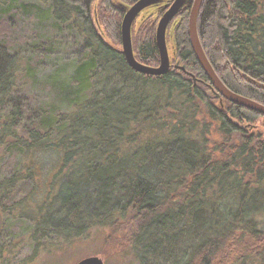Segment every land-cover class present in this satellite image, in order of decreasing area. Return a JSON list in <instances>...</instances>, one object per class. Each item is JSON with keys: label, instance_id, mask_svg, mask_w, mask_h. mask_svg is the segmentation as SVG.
Masks as SVG:
<instances>
[{"label": "trees", "instance_id": "obj_1", "mask_svg": "<svg viewBox=\"0 0 264 264\" xmlns=\"http://www.w3.org/2000/svg\"><path fill=\"white\" fill-rule=\"evenodd\" d=\"M45 1L0 0L3 213L14 219L49 163L47 194L26 212L38 249L105 227L139 264H264V115L216 95L190 41L194 0L172 19L167 42L171 63L181 60L197 83L173 66L159 76L129 66L122 20L138 0ZM174 1L135 20L139 62L159 66L156 29ZM198 19L223 83L264 104V0H203ZM73 34L83 49L68 77L53 75L54 101L20 96L47 44ZM17 230L0 233V264Z\"/></svg>", "mask_w": 264, "mask_h": 264}, {"label": "rangeland", "instance_id": "obj_2", "mask_svg": "<svg viewBox=\"0 0 264 264\" xmlns=\"http://www.w3.org/2000/svg\"><path fill=\"white\" fill-rule=\"evenodd\" d=\"M23 1L25 3L40 2L45 5H48L49 2L45 0ZM47 46L53 49L50 50L51 53H48L46 56L47 60L44 62L37 76V80H29V82H21L22 80H20L18 93L20 96H27L31 102H36L37 99L47 102L54 101V92L50 89V84L54 80V78H52L53 75L59 70L60 79L68 77L72 72V65L79 58L78 55L80 50L83 49L82 42L76 34L57 40V42L53 41L52 43H48ZM169 53L173 55L170 49ZM174 63L176 62L174 61ZM35 156L38 158V152L35 153ZM5 158L6 155H4V150L1 149L0 167L5 161ZM42 167L43 168L40 169L36 178L38 181L36 193H34L32 197H29L28 201L30 203L28 202L21 205V207L18 208L19 211L15 210L14 219H9L6 213H3V205L0 203V233H5L10 227H16L18 229L16 239L12 245L8 246L2 264H77L84 258L94 256L102 258L104 264H139L136 255L131 252L130 249L125 252H119L121 251L120 246H118L117 242H113L112 236H109L110 232L105 227H93V229L88 230L82 237L77 239L74 238V240L68 244H64L62 241L60 244L51 241L48 244L45 243L43 249H38L37 246L33 244L32 237L30 236V232L33 231L34 227L33 221L27 216L26 212L36 213L33 205L36 201L41 202L47 194V186H45L43 182H47L49 177L46 178V172H50L49 170L52 165L47 163ZM34 169L38 171L37 165L34 166ZM44 174H46V176ZM44 178H46V180ZM262 218L264 220V216ZM251 264L256 263L253 261Z\"/></svg>", "mask_w": 264, "mask_h": 264}, {"label": "water", "instance_id": "obj_3", "mask_svg": "<svg viewBox=\"0 0 264 264\" xmlns=\"http://www.w3.org/2000/svg\"><path fill=\"white\" fill-rule=\"evenodd\" d=\"M162 0H138L137 3L128 7L126 9V14L122 20V44H123V53L126 56L129 66H132L139 73H144L147 75H163L170 70L173 66L184 73L189 74L194 82L202 81L196 76L193 72L189 71L187 65L182 63L181 60H178L174 65L171 63L169 47L167 42V29L172 22V19L178 14L182 9L186 0H175L170 6H166V11L161 16L156 29V43L158 44L159 53H160V64L159 66H149L142 62H139L134 55V48L132 44V27L135 23V20L138 18L139 14L142 13L145 9L150 8V6L159 4ZM203 0H194L192 9L189 15V26L188 30L190 32V41L192 42L193 51L196 53L199 62L201 63L205 74L210 79V84L213 87L216 95L220 97H225L229 101H233L239 105H244L250 109H254L260 114L264 115V104H261L255 100H252L244 95L237 94L227 87L223 83L221 78L215 72V69L212 63L209 61V58L204 52L202 42L200 41V33L198 30V16L201 11V5ZM77 264H104L103 259L94 256L84 258Z\"/></svg>", "mask_w": 264, "mask_h": 264}]
</instances>
